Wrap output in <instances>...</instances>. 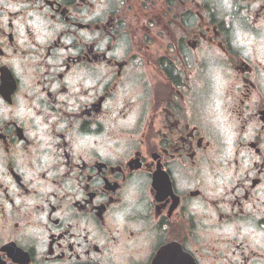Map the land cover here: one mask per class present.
I'll return each instance as SVG.
<instances>
[{"label": "flooded vegetation", "instance_id": "1", "mask_svg": "<svg viewBox=\"0 0 264 264\" xmlns=\"http://www.w3.org/2000/svg\"><path fill=\"white\" fill-rule=\"evenodd\" d=\"M0 264H264V0H0Z\"/></svg>", "mask_w": 264, "mask_h": 264}]
</instances>
